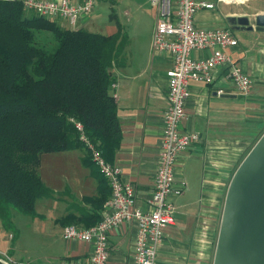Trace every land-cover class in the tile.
I'll list each match as a JSON object with an SVG mask.
<instances>
[{
	"label": "crops",
	"instance_id": "1",
	"mask_svg": "<svg viewBox=\"0 0 264 264\" xmlns=\"http://www.w3.org/2000/svg\"><path fill=\"white\" fill-rule=\"evenodd\" d=\"M210 1L215 8L199 10L193 16L194 25L200 29L227 28L226 17L232 15H247L253 23L256 15L264 13V0H240L230 5ZM153 10L146 26L136 30L121 26L128 36L123 52L125 62L112 69L117 78L112 95L117 101L122 133L111 163L121 167L123 182L134 185L135 206L144 212L149 210L148 199L154 186L163 112L168 105L166 70L172 63L161 53L149 57L155 23ZM91 14L80 19L77 28L107 36L116 32L117 25L109 33L95 29ZM60 20L61 25L69 28L65 20ZM232 33L238 44L225 51L249 76V92L243 96L223 78L221 70L215 69L207 84H188V100L179 126L182 133L197 134L198 140L174 161V180L176 184L183 183V189L171 199L174 222L164 229L155 264H212L226 186L241 158L264 130V31ZM208 52L193 51L192 57L204 59ZM219 89L222 94L217 95L215 91ZM42 154L38 171L52 196L38 200L37 217L31 216L27 225L31 231L23 238L19 230L15 243L11 241L7 250H0V256L6 254L10 260L33 264L86 258L92 254L91 246L80 240H64L62 233L68 224L91 227L101 219L107 201L105 194L110 195L107 184L97 170L84 165L83 149L49 152L43 154L47 155L45 160ZM15 218L16 214L14 223ZM136 227V223H124L110 231V263L131 264ZM21 243L26 248L16 254Z\"/></svg>",
	"mask_w": 264,
	"mask_h": 264
},
{
	"label": "trees",
	"instance_id": "2",
	"mask_svg": "<svg viewBox=\"0 0 264 264\" xmlns=\"http://www.w3.org/2000/svg\"><path fill=\"white\" fill-rule=\"evenodd\" d=\"M22 1L0 0V225L13 243L14 211L35 218L38 200L52 196L38 171L42 153L83 149L84 165L109 189L75 123L111 162L122 133L112 69L124 64L128 38L120 23L108 36L68 29L26 13ZM43 31L54 36V47L39 45Z\"/></svg>",
	"mask_w": 264,
	"mask_h": 264
},
{
	"label": "built area",
	"instance_id": "3",
	"mask_svg": "<svg viewBox=\"0 0 264 264\" xmlns=\"http://www.w3.org/2000/svg\"><path fill=\"white\" fill-rule=\"evenodd\" d=\"M97 0H23L24 10H32L39 17L52 20L63 19L69 28L77 29L79 20L95 11ZM227 5L240 0H215ZM154 10L155 23L152 29L148 51L149 57L161 53L172 59L166 70L168 105L162 118L156 173H154L148 211L135 206L136 193L132 183L120 179L122 169L107 161L97 146L84 135L80 123H75L81 132L80 139L92 162L109 184L110 197L104 202V214L91 227L65 226L62 238L67 241H84L92 248L86 258L74 260L66 258L59 264H112L109 262V233L124 223H136V239L133 243L131 264H155L159 244L164 229L173 225L175 211L171 199L181 194L183 183L174 180V161L187 148L198 140L197 134L181 132L180 123L184 117V103L188 100V84H207L213 76V69L221 70L223 78L233 84L235 90L247 95L250 78L239 68L236 60L225 49L238 44L237 38L227 28L200 29L194 25L197 11L215 8L210 0H149ZM206 51V58L192 57L193 51ZM222 94V89L215 91ZM8 255L0 256L1 264H33L29 261L10 260ZM129 264V263H120Z\"/></svg>",
	"mask_w": 264,
	"mask_h": 264
},
{
	"label": "water",
	"instance_id": "4",
	"mask_svg": "<svg viewBox=\"0 0 264 264\" xmlns=\"http://www.w3.org/2000/svg\"><path fill=\"white\" fill-rule=\"evenodd\" d=\"M226 17L233 31H264V13ZM225 189L212 264H264V130Z\"/></svg>",
	"mask_w": 264,
	"mask_h": 264
},
{
	"label": "rangeland",
	"instance_id": "5",
	"mask_svg": "<svg viewBox=\"0 0 264 264\" xmlns=\"http://www.w3.org/2000/svg\"><path fill=\"white\" fill-rule=\"evenodd\" d=\"M152 9L155 10V8L149 4V0H97L95 11L91 14V19L95 23V29L100 28L103 30L102 32L109 33L111 31L109 29L115 28L119 23L120 26L127 25L129 30H134L135 28H142L143 26H146L148 22L151 21L150 17ZM25 12L29 14L34 11L25 10ZM54 21L60 25L63 23L60 19H56ZM67 26L70 27L68 23ZM36 37L38 39L37 42L42 47L45 46L47 48H51L52 46L54 47L56 45L54 36H52V34L49 32H38ZM45 156L47 155H43L44 160L46 159ZM55 165L57 166V163H55ZM14 214H16V226L19 228L20 233L24 238L25 233L31 231L27 230V225L32 218L31 216H27L25 214H19L17 211H14ZM10 236L11 234H8L4 228H0V250H7L10 247L12 244L10 241ZM21 244L22 246H18L17 248L15 246L16 254L23 253L24 249L26 248L24 243Z\"/></svg>",
	"mask_w": 264,
	"mask_h": 264
},
{
	"label": "flooded vegetation",
	"instance_id": "6",
	"mask_svg": "<svg viewBox=\"0 0 264 264\" xmlns=\"http://www.w3.org/2000/svg\"><path fill=\"white\" fill-rule=\"evenodd\" d=\"M228 28V27H227ZM229 29V28H228ZM230 30V29H229ZM231 31V30H230Z\"/></svg>",
	"mask_w": 264,
	"mask_h": 264
}]
</instances>
